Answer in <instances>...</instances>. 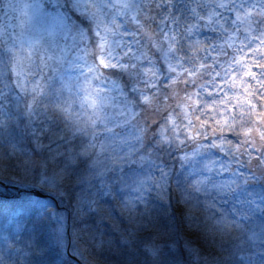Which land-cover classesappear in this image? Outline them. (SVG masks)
<instances>
[{
  "label": "snow or ice",
  "instance_id": "obj_1",
  "mask_svg": "<svg viewBox=\"0 0 264 264\" xmlns=\"http://www.w3.org/2000/svg\"><path fill=\"white\" fill-rule=\"evenodd\" d=\"M89 255L264 264V0H0V264Z\"/></svg>",
  "mask_w": 264,
  "mask_h": 264
},
{
  "label": "trees",
  "instance_id": "obj_2",
  "mask_svg": "<svg viewBox=\"0 0 264 264\" xmlns=\"http://www.w3.org/2000/svg\"><path fill=\"white\" fill-rule=\"evenodd\" d=\"M169 211H171V209H169ZM193 215L200 217L201 213L199 210L194 209ZM128 226L129 225H127V222L120 215L118 209L114 212L113 217L111 219H106L102 225V227L110 232L114 237L118 236L116 229H123ZM151 232L153 235L158 237V242H178L181 247H174L177 261H186L189 258L187 251H183V255H181L185 241H192L193 246L195 247L203 246L206 251H212L214 247L211 239L207 242L203 239L198 240L197 237L199 234L192 227H190L189 222L185 221L179 215H176L175 221L171 226H169L168 220L162 216L159 224L156 225ZM88 259L90 264H99V261L95 256L89 255Z\"/></svg>",
  "mask_w": 264,
  "mask_h": 264
},
{
  "label": "rangeland",
  "instance_id": "obj_3",
  "mask_svg": "<svg viewBox=\"0 0 264 264\" xmlns=\"http://www.w3.org/2000/svg\"><path fill=\"white\" fill-rule=\"evenodd\" d=\"M68 42H69V44H71V39H69V41H68Z\"/></svg>",
  "mask_w": 264,
  "mask_h": 264
}]
</instances>
